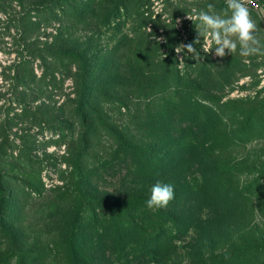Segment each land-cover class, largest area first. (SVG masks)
Returning <instances> with one entry per match:
<instances>
[{"label": "trees", "instance_id": "1", "mask_svg": "<svg viewBox=\"0 0 264 264\" xmlns=\"http://www.w3.org/2000/svg\"><path fill=\"white\" fill-rule=\"evenodd\" d=\"M122 3L120 0L118 8ZM87 4L81 3L72 12L90 11ZM138 4L136 2L135 6ZM99 5L108 6L104 2ZM107 18L109 16L105 21ZM138 33L140 39L124 63L121 62L123 56L118 54V45L102 51L96 46L54 52L40 49L19 52L20 60L14 67V74L11 66L2 72L9 85L4 92L0 90V100L21 104L31 91L33 76L26 73V70L31 72V68L24 67L30 64V59L39 57L46 61L49 56L50 60L53 58L59 63L64 59L66 67H76L72 76L79 105L89 98H100L109 101L125 116L122 126L110 129L107 136L111 159L121 160L124 164L128 191L122 198L94 197L84 188V175L70 186L63 185L56 191L55 212L71 195L76 197L77 203L72 214L65 218L63 239L45 246L42 252L13 248L18 264H29L24 262L26 255H38L37 262L31 264H97L93 256L97 248L109 251L112 259L108 264L166 263L170 253L175 251L173 248L177 250L179 238L196 226L199 212L216 213L235 220L240 204L248 206L259 192L257 184L264 176L263 166L259 178L249 182L244 189L239 187L238 177L242 172L250 173L254 165L247 156L249 152L241 151L252 140L264 137V104L257 107L249 97L224 101L217 95L201 94L213 91L209 86L211 81L219 87L225 83L223 79H228L226 82L230 84L236 81L245 72L238 68L239 62L235 60L232 64L229 59L224 63L228 55L222 59H212L210 54L203 56L193 43L197 35L195 29L191 31L190 43L200 54L199 59L183 50L186 54L178 60L174 52V45L179 44L177 41L168 48L165 58L160 59L145 30L138 27ZM124 41H129L128 36L119 38L117 44ZM180 61L183 66L179 65ZM91 107L87 105L86 108ZM80 108L82 106L78 107L79 114ZM95 114L92 110L82 113L81 118L84 122ZM37 115L25 106L14 112L11 105L0 106L2 209L7 200L5 193L10 191L7 184L11 176L13 190L19 189L23 195L36 193L41 197V187L31 180L40 169L31 165L36 161L32 159L30 148L23 145L12 156L13 141L8 138V130L13 124L24 120H30L32 124ZM25 134H19L21 140L28 139ZM84 150L78 151L75 165V170L81 173L79 160ZM8 156L17 163L13 161V166L7 163ZM157 181L173 185L175 198L165 208L149 210L145 202ZM20 207L17 203L16 214ZM16 220L14 216L13 221ZM101 237L107 238L106 245L94 240ZM230 247L218 254L208 244L207 257L197 264H252L256 260L257 247L264 249V243ZM54 248L58 252L56 262L49 257L55 258Z\"/></svg>", "mask_w": 264, "mask_h": 264}, {"label": "rangeland", "instance_id": "2", "mask_svg": "<svg viewBox=\"0 0 264 264\" xmlns=\"http://www.w3.org/2000/svg\"><path fill=\"white\" fill-rule=\"evenodd\" d=\"M75 1L77 0H0L1 91L4 92L9 85V80L3 79L2 72L11 66L14 74L21 51L28 53L43 49L54 52L95 46L102 51L118 45V54L123 56L121 62L124 63L136 41L140 39L138 27L149 35L160 59L165 58L168 48L177 41L179 44L174 45V52L178 60H182L186 53L181 46L191 44V31L195 29L193 22L187 19L192 8L207 10V5L212 3L215 11L221 14L226 8L223 0H123L126 7L122 3L120 8V0H78L81 3L87 2L90 11L73 13L72 10L81 4ZM101 2L108 6H100ZM136 2L140 3L139 6H135ZM256 2L258 8L248 7L257 22L259 36L264 41V0ZM106 16L110 18L107 21ZM143 18L145 19L142 22ZM122 36H128L129 41L117 44ZM196 38L197 35L194 39ZM200 41L197 46L203 56L210 54L212 59L218 58L214 53H204L203 38ZM227 57L223 62L228 63L230 59L233 64L236 60L239 62L238 68L245 70L243 75L232 84L226 82L228 79H223L225 83L221 80L222 87L211 81L209 86L213 91L201 94L217 95L224 101L249 97L255 106H262L264 56L242 57L238 48ZM30 60V64L24 66L31 68V72L26 70V73L33 76L30 79L31 91L26 99L21 104L14 100L11 102L1 99L0 106L11 105L13 112L20 111V107L25 106L38 114L32 124L29 123L30 120L13 124L8 130V138L13 141L12 156L23 145L30 148L32 159L36 161L31 165L40 169L31 180L34 179L36 185L41 187L42 194L41 197L35 195L36 193L23 195L19 193V189L13 190V176L8 180L10 191L5 193L7 200L4 204L7 212L0 208V264H18L13 248L39 249L42 252L45 246L63 239L61 234L65 230V218L68 219L77 204L76 197L71 195L64 199L63 206L55 212L54 202L58 196L56 191L63 185L70 186L84 175V188L94 197L122 198L128 191L124 164L121 160L111 159L107 136L110 129L122 126L124 113L121 114L109 101L99 100L100 98H89L79 105L72 76L76 67H66L64 59L59 60L60 63L53 58L50 60L49 56L46 61L39 57ZM179 65L183 66V62L180 61ZM87 105H91V109L86 108ZM81 106L82 111L79 114L78 107ZM92 110L96 112L94 117L83 122L82 113H91ZM22 132L29 136L27 140L20 139L19 134ZM80 148H85L84 155L79 160L82 173L75 170ZM242 152H249L247 156L251 164H254L250 173L242 172L238 177L239 187L244 189L249 182L253 183L261 175L260 168L264 167V137L252 140ZM13 161L17 163L10 156L6 159L12 166ZM14 167L17 169V165ZM263 184L264 176L259 178L257 184L259 192L251 198L248 206L240 204L235 220H228L216 213L199 212L196 226L179 238L176 243L177 250L174 247L175 251L170 253V259L161 264H197V261L207 257L208 244L213 246L214 253L220 254L228 251L231 245L240 247L250 242L264 243ZM17 203L21 207L16 214L14 209ZM14 216L17 217L16 222L13 221ZM94 240L100 241L102 245L108 242L106 237ZM53 251L56 259L51 255L49 257L56 262L58 252L56 248ZM255 254L256 260L252 264H263L264 249L257 247ZM93 256L97 264H108V260L112 259L109 251L101 248L95 249ZM37 258L38 255H26L24 262L31 264L33 261L37 262Z\"/></svg>", "mask_w": 264, "mask_h": 264}, {"label": "clouds", "instance_id": "3", "mask_svg": "<svg viewBox=\"0 0 264 264\" xmlns=\"http://www.w3.org/2000/svg\"><path fill=\"white\" fill-rule=\"evenodd\" d=\"M225 4L222 14L215 11L212 3L207 5V10L193 7L191 14H187L197 32L193 43L200 44V38H203L204 53H214L218 58L232 55L238 48L242 57L264 56V41L245 0H225ZM181 47L194 59H199L200 54L193 44ZM174 198V186L157 181L152 185L145 203L149 210H156L167 207Z\"/></svg>", "mask_w": 264, "mask_h": 264}, {"label": "built area", "instance_id": "4", "mask_svg": "<svg viewBox=\"0 0 264 264\" xmlns=\"http://www.w3.org/2000/svg\"><path fill=\"white\" fill-rule=\"evenodd\" d=\"M225 2V0H223ZM248 6L253 7V8H258V3L256 0H245Z\"/></svg>", "mask_w": 264, "mask_h": 264}]
</instances>
